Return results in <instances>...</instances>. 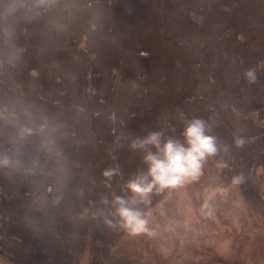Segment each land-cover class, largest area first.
<instances>
[{
    "label": "rangeland",
    "instance_id": "374dc122",
    "mask_svg": "<svg viewBox=\"0 0 264 264\" xmlns=\"http://www.w3.org/2000/svg\"><path fill=\"white\" fill-rule=\"evenodd\" d=\"M81 1L74 20L60 3L20 22L11 50L0 36L18 65L0 59V264H264V0ZM180 113L205 120L221 151L198 181L153 193L151 235L110 227L101 198L127 195L143 167L129 140L179 136ZM93 221L97 236L79 232Z\"/></svg>",
    "mask_w": 264,
    "mask_h": 264
},
{
    "label": "clouds",
    "instance_id": "9594fccd",
    "mask_svg": "<svg viewBox=\"0 0 264 264\" xmlns=\"http://www.w3.org/2000/svg\"><path fill=\"white\" fill-rule=\"evenodd\" d=\"M60 3L61 0H0V8L3 9L0 11V36L5 40V47L9 50L13 48L15 29L20 22L43 16ZM244 77L250 83L255 82L256 70L247 69ZM178 119L183 123L179 137L168 134L162 128L129 140V150L141 153L143 167L124 184L122 193L126 192L127 195L113 194L110 199L101 198L102 212L106 213L105 222L110 227L125 230L133 235H151L148 225L153 193L198 181L203 175L207 160L216 157L221 151L217 137L211 134V127L205 120L187 119L183 113L178 115ZM244 142L243 138L235 139L237 147L242 146ZM9 164V157L0 155V166L6 167ZM217 167L223 169L227 164L219 161ZM120 174L118 166L103 172L106 179ZM242 182V176H236L232 180L234 185ZM203 208L209 209L210 214L207 200Z\"/></svg>",
    "mask_w": 264,
    "mask_h": 264
},
{
    "label": "crops",
    "instance_id": "0c3cea01",
    "mask_svg": "<svg viewBox=\"0 0 264 264\" xmlns=\"http://www.w3.org/2000/svg\"><path fill=\"white\" fill-rule=\"evenodd\" d=\"M78 1L79 0H62L61 1V8L62 9H64L65 11H68V9L71 7V15H72V18H73V20H74V17L76 16V14H74L73 12H72V8H73V6H75V5H78ZM85 1L86 0H82L81 2H82V5H83V7H84V3H85ZM97 1H99V0H97ZM124 1H126V0H105V3H104V5H105V7H108V10L109 9H111L112 10V8H114V7H116V9H118L119 8V3L121 2V3H123V4H125L124 3ZM88 2H89V5L90 6H93L94 5V2H95V0H88ZM55 9H53L52 11H54ZM70 10V9H69ZM52 11H50V12H52ZM47 14L48 13H46L45 15H43L42 16V22H45L46 21V16H47ZM116 19H115V21L116 22H119V20L117 19L118 18V15H115L114 16ZM122 18H124V16L122 17ZM81 21L83 20L82 18L80 19ZM87 21V20H86ZM122 22H124V19H122L121 20ZM30 22H32V20L30 21ZM73 22V21H72ZM77 29L75 28V33L77 34ZM23 32H24V30L21 32V33H19L18 34V36H15V40L17 39V38H22L23 37ZM25 33V32H24ZM16 34V33H15ZM40 35H42V32H41V34ZM45 35V34H44ZM42 40H44V38H41ZM49 40H51L52 39V37L51 36H49V38H48ZM29 43H31V40L30 39H28L27 40ZM1 43H5V40H4V38H3V40L1 41ZM5 53L6 54H8L9 55V58H8V65H9V68H15V69H18V65H17V62H16V55H13L12 53H10V52H7V51H3V54L1 55V57H0V59H3V60H5ZM2 63V62H1ZM12 64H13V67H12ZM6 82H9L10 83V85H8V86H10V87H12V84H13V82H12V75H8V79H6ZM7 85V84H6ZM6 85H5V87H6ZM3 99H5V102L7 103V102H9L8 101V99H7V97H6V95H5V90H4V97H2ZM94 223H95V221H93ZM92 223V224H85V225H82V227H81V229H80V231L79 232H82V230L84 229V227L85 226H87V232L89 233H91V236H90V238L92 237V238H94V236H97L96 234H94V233H96V232H98V233H100L99 232V228H101V227H103L104 225L102 224V223ZM41 227H44V229H46L47 227H46V225H41ZM88 236V237H89ZM99 237L101 236V238L103 237V235H98ZM81 237L79 236V239H78V236H76V242H78L79 243V241H82L83 239H80ZM104 239V237L102 238V240ZM77 240H79V241H77ZM85 242H86V240H85ZM103 241H100V242H97L95 245L96 246H94V253L95 252H97V253H99L98 255L100 256L99 258V262H101V261H103L104 263L106 262V261H108V259L111 257V255L110 254H112V253H110V249L109 250H107L106 249V247H104V246H101V245H103ZM30 262V261H29ZM33 263H34V261H32ZM32 262H30V264H33Z\"/></svg>",
    "mask_w": 264,
    "mask_h": 264
},
{
    "label": "trees",
    "instance_id": "16d2710c",
    "mask_svg": "<svg viewBox=\"0 0 264 264\" xmlns=\"http://www.w3.org/2000/svg\"><path fill=\"white\" fill-rule=\"evenodd\" d=\"M246 120H247V119H246ZM224 122H225V121H224ZM228 122H229V120H228ZM225 123H226L229 127H232V124H231L230 122H229V124H228L227 122H225ZM245 131H248V132H249L250 129H247V128H246ZM177 137H179V136H177ZM220 156H221V155H220ZM218 158H219V157H218ZM218 158H217V159H218Z\"/></svg>",
    "mask_w": 264,
    "mask_h": 264
},
{
    "label": "bare ground",
    "instance_id": "6f19581e",
    "mask_svg": "<svg viewBox=\"0 0 264 264\" xmlns=\"http://www.w3.org/2000/svg\"><path fill=\"white\" fill-rule=\"evenodd\" d=\"M36 167V166H35Z\"/></svg>",
    "mask_w": 264,
    "mask_h": 264
}]
</instances>
